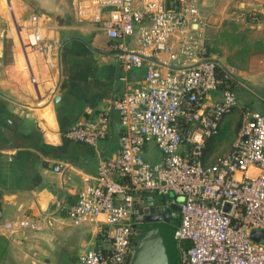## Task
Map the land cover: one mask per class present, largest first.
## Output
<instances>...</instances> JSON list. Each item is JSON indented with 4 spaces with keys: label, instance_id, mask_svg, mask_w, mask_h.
Wrapping results in <instances>:
<instances>
[{
    "label": "built area",
    "instance_id": "2783aa9c",
    "mask_svg": "<svg viewBox=\"0 0 264 264\" xmlns=\"http://www.w3.org/2000/svg\"><path fill=\"white\" fill-rule=\"evenodd\" d=\"M198 1L76 2L78 17L105 32L124 69L146 66L141 85L130 86L95 118L77 119L64 131L69 139L96 144L107 134L111 113L119 115L118 148L99 159L95 181L67 209L72 224H95L107 241L80 254L81 264H129L137 192L169 195L168 202L179 204L178 264H264V241L251 237L252 230L264 229V113L244 110L230 148L204 158L207 143L237 100L230 75L223 68L219 72L221 65L208 53ZM38 19L31 15L34 23L22 45L50 51ZM161 52L167 59L157 56ZM213 90L221 97L207 101ZM149 141L160 153L157 161L145 157ZM3 226L40 227L30 216Z\"/></svg>",
    "mask_w": 264,
    "mask_h": 264
},
{
    "label": "crops",
    "instance_id": "0c3cea01",
    "mask_svg": "<svg viewBox=\"0 0 264 264\" xmlns=\"http://www.w3.org/2000/svg\"><path fill=\"white\" fill-rule=\"evenodd\" d=\"M76 2L0 0V234L7 240L0 264H81L85 250L107 244L95 224H72L67 209L95 181L99 159L118 148L119 115L111 113L107 134L96 144L69 139L64 131L141 85L146 66L124 69L105 32L78 17ZM198 2L203 38L217 52L210 57L234 74L228 81L237 100L233 113L236 108L264 113V0ZM33 14L39 15L50 51L20 42L33 26ZM157 56L167 59L164 52ZM220 97L221 91L213 90L206 99ZM232 122L223 117L220 130L227 132ZM154 148L158 151L152 141L145 146L153 159ZM160 158L159 153L154 161ZM25 216L40 227L3 226Z\"/></svg>",
    "mask_w": 264,
    "mask_h": 264
},
{
    "label": "water",
    "instance_id": "95a60500",
    "mask_svg": "<svg viewBox=\"0 0 264 264\" xmlns=\"http://www.w3.org/2000/svg\"><path fill=\"white\" fill-rule=\"evenodd\" d=\"M20 42L23 43L21 37ZM218 63L228 74L234 75L222 63ZM140 193L135 194L132 200L137 227L133 237L135 251L127 261L130 260L129 264H176L175 226L168 222L171 212L179 211V204L168 202L163 195ZM251 237L256 241H264V229L252 230Z\"/></svg>",
    "mask_w": 264,
    "mask_h": 264
},
{
    "label": "rangeland",
    "instance_id": "374dc122",
    "mask_svg": "<svg viewBox=\"0 0 264 264\" xmlns=\"http://www.w3.org/2000/svg\"><path fill=\"white\" fill-rule=\"evenodd\" d=\"M207 46H208V53H209V55L210 56L212 55V57H213V55L216 56L217 55V52H215L216 51L215 47H212L210 45H207ZM236 91L241 96V88L240 87H237V90ZM233 110L230 113H227V114L224 115V118H227V117H231L232 118L233 125H232L231 129L228 130L227 132H225V134L223 135V137L217 142V145L218 146L216 148V151L214 153L213 152H209L210 157H214V156H216L215 154H218V153L222 152L224 149L228 148L230 146L231 142H233V140L235 139V136H236V134L238 132L239 124L241 122V119H242L243 111L244 110L241 112L239 110V108H236L235 109L236 112H234V113H233ZM154 153H155V157H154V159H155L156 158V155H158L159 152L157 150H155V148H154ZM150 155H149V152L145 153V157L147 159H149L151 161H154V159ZM169 197H170L169 195H166L165 196V199H168ZM177 221H178V219H177L176 215L174 214V212L173 213L171 212V218H170V221L168 223L170 225H172V226H175L177 224ZM175 246H176V251H177L176 264H178L180 252H179L178 246L176 244V241H175Z\"/></svg>",
    "mask_w": 264,
    "mask_h": 264
},
{
    "label": "trees",
    "instance_id": "16d2710c",
    "mask_svg": "<svg viewBox=\"0 0 264 264\" xmlns=\"http://www.w3.org/2000/svg\"><path fill=\"white\" fill-rule=\"evenodd\" d=\"M108 39L106 40V44L109 45L108 43ZM217 69L219 70V72L223 73V69L221 66L217 65ZM225 134V129L224 128H221V130L219 131V133L217 135H215L214 137H212L209 142L207 143L206 147H205V154H204V158H207L210 154L209 152H212V149L214 147V145L218 142L217 140H220L223 135ZM209 154V155H208ZM117 178L121 181H125V177L124 176H121V175H116ZM174 214L176 215L177 219L179 220V214L178 212H174ZM178 222V221H177ZM6 238L0 234V257L3 255L4 253V249H5V246H6Z\"/></svg>",
    "mask_w": 264,
    "mask_h": 264
},
{
    "label": "flooded vegetation",
    "instance_id": "af4514ba",
    "mask_svg": "<svg viewBox=\"0 0 264 264\" xmlns=\"http://www.w3.org/2000/svg\"><path fill=\"white\" fill-rule=\"evenodd\" d=\"M136 227H137V225H136ZM136 229V228H135Z\"/></svg>",
    "mask_w": 264,
    "mask_h": 264
}]
</instances>
